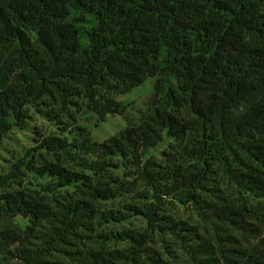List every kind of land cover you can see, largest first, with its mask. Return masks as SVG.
<instances>
[{"label":"trees","instance_id":"16d2710c","mask_svg":"<svg viewBox=\"0 0 264 264\" xmlns=\"http://www.w3.org/2000/svg\"><path fill=\"white\" fill-rule=\"evenodd\" d=\"M29 110L59 132L0 172V263L264 264V0H0V141Z\"/></svg>","mask_w":264,"mask_h":264},{"label":"rangeland","instance_id":"374dc122","mask_svg":"<svg viewBox=\"0 0 264 264\" xmlns=\"http://www.w3.org/2000/svg\"><path fill=\"white\" fill-rule=\"evenodd\" d=\"M154 81L153 78H147L140 86L132 89L130 92L116 96V99L128 103V107L124 114L107 115L104 121L98 122V124L95 125L96 116L93 113H87L77 116V123L85 126L93 139L98 141L104 140L106 137L124 128L128 122L135 121L139 114L147 108L152 97ZM28 113L30 118L26 120L24 126L21 128H13L0 141V172H4L15 158L20 157L26 149L35 145V139L38 138L36 135L37 131L42 133L59 132L58 128H56L53 123L40 117L35 111L29 110ZM166 144L167 140L158 144L148 155L156 159L160 158V153L166 148ZM139 188H141V185H136V190H140ZM132 195L133 194H127V197L117 198L111 205L117 207L124 201H130ZM167 208L174 216L191 218V220L195 219L189 207L175 203L174 206L170 205ZM15 222L24 225L26 220L18 217L15 219ZM142 224L143 220L141 218L133 217L125 222H121V224H114V227L132 228ZM0 264L9 263L1 262Z\"/></svg>","mask_w":264,"mask_h":264}]
</instances>
